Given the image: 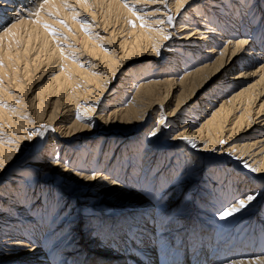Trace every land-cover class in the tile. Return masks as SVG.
<instances>
[{
	"label": "bare ground",
	"instance_id": "obj_1",
	"mask_svg": "<svg viewBox=\"0 0 264 264\" xmlns=\"http://www.w3.org/2000/svg\"><path fill=\"white\" fill-rule=\"evenodd\" d=\"M0 264H264V0H0Z\"/></svg>",
	"mask_w": 264,
	"mask_h": 264
},
{
	"label": "snow or ice",
	"instance_id": "obj_2",
	"mask_svg": "<svg viewBox=\"0 0 264 264\" xmlns=\"http://www.w3.org/2000/svg\"><path fill=\"white\" fill-rule=\"evenodd\" d=\"M165 6H167L165 4ZM169 22H171V18H169ZM223 54V52H221V55ZM79 118V117H77ZM160 131L159 128L154 129L150 135L155 136L158 132ZM186 143L192 145L193 147H195V142L192 140H186ZM247 166V165H245ZM254 199H256V195L255 194H247L246 198H239L237 200H234L232 205L227 207L226 209L222 210L220 212V219H226L229 216L234 215L235 213L241 211L243 208H245L247 206L248 203L252 202Z\"/></svg>",
	"mask_w": 264,
	"mask_h": 264
},
{
	"label": "rangeland",
	"instance_id": "obj_3",
	"mask_svg": "<svg viewBox=\"0 0 264 264\" xmlns=\"http://www.w3.org/2000/svg\"><path fill=\"white\" fill-rule=\"evenodd\" d=\"M138 64H141V62H139V63H135V64H131V65H129V67L130 66H134V65H138ZM107 144H106V142L105 143H103V146L105 147ZM102 147V146H101ZM186 216H189L190 217V213L189 214H187ZM194 216V215H193ZM192 216V217H193Z\"/></svg>",
	"mask_w": 264,
	"mask_h": 264
}]
</instances>
